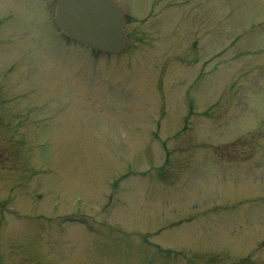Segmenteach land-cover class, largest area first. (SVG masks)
I'll return each instance as SVG.
<instances>
[{
	"label": "rangeland",
	"instance_id": "rangeland-1",
	"mask_svg": "<svg viewBox=\"0 0 264 264\" xmlns=\"http://www.w3.org/2000/svg\"><path fill=\"white\" fill-rule=\"evenodd\" d=\"M115 1L0 0V264H264V0Z\"/></svg>",
	"mask_w": 264,
	"mask_h": 264
},
{
	"label": "water",
	"instance_id": "water-1",
	"mask_svg": "<svg viewBox=\"0 0 264 264\" xmlns=\"http://www.w3.org/2000/svg\"><path fill=\"white\" fill-rule=\"evenodd\" d=\"M124 17V10L113 0H57L56 20L62 31L105 52L126 47Z\"/></svg>",
	"mask_w": 264,
	"mask_h": 264
}]
</instances>
